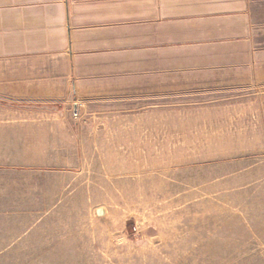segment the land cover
<instances>
[{
    "label": "rangeland",
    "instance_id": "374dc122",
    "mask_svg": "<svg viewBox=\"0 0 264 264\" xmlns=\"http://www.w3.org/2000/svg\"><path fill=\"white\" fill-rule=\"evenodd\" d=\"M0 264H264L263 73L83 78L0 110Z\"/></svg>",
    "mask_w": 264,
    "mask_h": 264
},
{
    "label": "crops",
    "instance_id": "0c3cea01",
    "mask_svg": "<svg viewBox=\"0 0 264 264\" xmlns=\"http://www.w3.org/2000/svg\"><path fill=\"white\" fill-rule=\"evenodd\" d=\"M240 69L264 76V0H0V110L83 78Z\"/></svg>",
    "mask_w": 264,
    "mask_h": 264
},
{
    "label": "water",
    "instance_id": "95a60500",
    "mask_svg": "<svg viewBox=\"0 0 264 264\" xmlns=\"http://www.w3.org/2000/svg\"><path fill=\"white\" fill-rule=\"evenodd\" d=\"M99 214H102V211L101 210H99Z\"/></svg>",
    "mask_w": 264,
    "mask_h": 264
}]
</instances>
